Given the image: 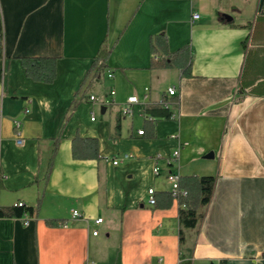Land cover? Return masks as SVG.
Instances as JSON below:
<instances>
[{
    "label": "crops",
    "instance_id": "1",
    "mask_svg": "<svg viewBox=\"0 0 264 264\" xmlns=\"http://www.w3.org/2000/svg\"><path fill=\"white\" fill-rule=\"evenodd\" d=\"M0 17V210H33L0 215V264H264V0H0ZM161 35L177 62L187 49L190 76L152 68ZM24 58H56L55 82L30 79ZM77 137L102 160L74 159ZM170 172L216 179L195 228L179 202L149 204Z\"/></svg>",
    "mask_w": 264,
    "mask_h": 264
},
{
    "label": "trees",
    "instance_id": "2",
    "mask_svg": "<svg viewBox=\"0 0 264 264\" xmlns=\"http://www.w3.org/2000/svg\"><path fill=\"white\" fill-rule=\"evenodd\" d=\"M4 33L2 19L0 17V60L3 57ZM112 48L105 43L93 65V70L100 71L106 68L108 58ZM153 69H169L177 67L183 71L185 76H190V57L187 49L180 52L181 60L176 61L172 54L169 53L168 43L165 36H156L152 39ZM23 66L27 76L35 82L52 84L57 78V59L56 58H24ZM153 110L147 112L152 113ZM154 112V111H153ZM165 118H171L170 112L163 111ZM153 114V113H152ZM73 157L77 160H102L99 154V143L96 139H82L77 137L73 142ZM216 179L214 177H181L180 188L187 192V196L181 197L178 201L181 208V223L186 228H195L199 222V211L202 207L207 206L213 196ZM174 203L173 195L161 193L156 196V205L158 208H171ZM33 213L32 209L25 207H13L7 210H0L1 216L22 217L26 212ZM50 226L58 223L49 222Z\"/></svg>",
    "mask_w": 264,
    "mask_h": 264
},
{
    "label": "built area",
    "instance_id": "3",
    "mask_svg": "<svg viewBox=\"0 0 264 264\" xmlns=\"http://www.w3.org/2000/svg\"><path fill=\"white\" fill-rule=\"evenodd\" d=\"M201 16L200 14H194L193 15V21H198L200 20ZM110 77H113L112 74H110ZM168 94L169 96H175L176 95V90L174 88H170L168 90ZM116 95V91H111L110 96L114 97ZM91 102L97 103L99 101V99L95 96H91L90 98ZM104 104H112L113 102L110 100H105L103 101ZM141 101L137 96H132L129 97L126 101V103H124L121 107V114L123 117H132L135 113V106L140 105ZM29 110H26V113H28ZM148 119L153 120L151 117H148ZM93 120H95V118L93 117ZM16 128L19 130L21 127V123L20 122H15ZM144 131H139V135L143 136L144 135ZM23 139H18L17 143L19 145L23 144ZM179 160H180V149L176 150L173 152L172 155L164 157L163 155H156L155 157V166H154V174L155 175H160L161 172V166L160 163L164 162L168 167H173V166H177L179 164ZM118 160L114 161V164L117 165L118 164ZM180 179L181 176L179 173H175V172H170V174H168V180L171 184V190L170 193L173 195L174 200L175 201H179L181 197H185L187 196V192L183 191L180 188ZM156 192L155 189H150L149 190V204L151 206H155L156 205ZM16 207H25L24 203H18L16 205ZM181 208H186L185 205L180 206ZM81 217V213L78 210H74L73 211V218H80ZM104 222V220L102 218L97 219L96 220V224L97 225H101ZM26 225H28V223H26ZM60 225L62 226H67V222H60ZM99 234L98 231L94 232V235L97 236Z\"/></svg>",
    "mask_w": 264,
    "mask_h": 264
},
{
    "label": "water",
    "instance_id": "4",
    "mask_svg": "<svg viewBox=\"0 0 264 264\" xmlns=\"http://www.w3.org/2000/svg\"><path fill=\"white\" fill-rule=\"evenodd\" d=\"M207 158H213V154L208 155Z\"/></svg>",
    "mask_w": 264,
    "mask_h": 264
}]
</instances>
